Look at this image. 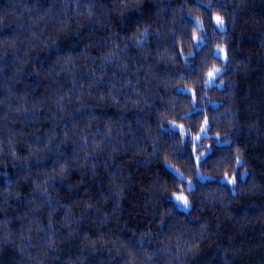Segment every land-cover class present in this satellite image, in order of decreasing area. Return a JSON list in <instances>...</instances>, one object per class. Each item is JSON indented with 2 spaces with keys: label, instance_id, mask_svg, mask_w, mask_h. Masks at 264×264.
<instances>
[{
  "label": "clouds",
  "instance_id": "clouds-1",
  "mask_svg": "<svg viewBox=\"0 0 264 264\" xmlns=\"http://www.w3.org/2000/svg\"><path fill=\"white\" fill-rule=\"evenodd\" d=\"M53 3L60 5L56 11L63 19L59 28L53 29L46 38L45 33L38 30L42 17L37 16L27 28L23 23L18 25L27 33L23 38L0 39V87L7 92V98L0 99V105L5 108L0 112V165L6 168L7 158L17 172L16 180L7 171L0 172V179L3 180V185H0V213L12 208V201L21 202L17 189L20 182L35 179L33 167L45 168L49 165L52 168L51 172L45 169L40 174L44 179L35 184L31 196L23 198L26 204L21 206L27 207V211L21 218V227L16 230L9 227L15 219L13 217L6 216L0 220V256L9 249L15 254L11 264H54L60 259L61 244L78 233V225L88 217L90 209H96L92 215L98 225L106 226L113 217L103 214L100 218V202H85L80 216H75L69 209L59 228L52 222L45 227L40 223L38 214L41 208L47 207L51 221L58 210L67 207L60 195H54L58 193L57 183L69 193L68 199L71 200L78 194L74 189L80 184L98 183L96 177L100 175V168L111 177L108 192L112 193V196L100 193L101 202L113 199L119 210L124 190L132 184V180L123 175L128 171L126 167L118 168L112 161L122 153L134 151L135 156L143 157L136 160L137 166L149 170V165L163 163V171L173 180L168 183L157 176L152 188L153 201H162L169 207L163 212L156 211L154 218L159 217L163 225L164 217L168 222L180 221L177 213H182L192 223L193 213H197L201 222L197 229H192L180 221V236L165 234L162 226L155 235L152 231H144L126 241L117 237L112 242L115 257L123 259L125 264H190L201 250V245L212 239L210 217L205 214V209L214 214L215 206L219 205L225 216L231 217L229 205L242 194L255 195V190L260 187L244 150L237 144L241 131L234 77L243 70V65L237 62L234 52L229 54L226 50L230 40L229 28L237 27L238 16L245 11L249 0H196L192 6L184 0V5L176 9L171 8V0H111V7H103L99 13L96 0H53ZM70 4L76 5L71 12ZM145 4L153 6L155 11L145 9L142 12L141 6ZM229 5H232L231 10ZM259 6L264 10V0H259ZM133 10L137 14L136 20L129 24L127 14ZM53 11L48 9V14ZM247 11L249 16L254 15V9L247 8ZM217 16L222 18L220 23L216 20ZM73 21L76 31L84 22L90 29L97 26L100 33L75 55H72L74 50L59 43L61 36L73 32ZM3 23L4 17L0 16V26ZM117 25L124 35L117 32ZM131 28L134 31H130ZM153 42L154 49L151 47ZM258 43L264 48V39L258 40ZM132 49H135V54ZM93 50L99 54L93 55ZM40 51H50L55 63L52 71L38 74L37 79L43 76L49 83L46 86L48 94L36 101L27 91V86L22 94H17L14 89L17 79L24 75L30 53L38 54ZM137 60L144 65L143 77L140 76L141 69L132 73L137 77L135 82L121 80L116 75V72L128 73L130 62ZM160 65H164L165 70L157 74L155 70ZM8 68L11 75L6 73ZM109 68L113 69L111 76L107 71ZM212 69L216 71L210 78L208 73ZM85 76L91 81L88 91L82 87ZM105 77L110 82L106 93L96 89L97 85L105 82ZM6 78L8 82L4 83ZM141 79L151 83L142 88ZM67 84L72 87L66 88ZM129 86L131 91H128ZM193 87L199 90V97L192 91ZM161 88L165 89L168 99L162 101L166 105L164 110L155 114V126H145L146 122L135 119L133 129L127 113L143 112L150 101L162 100ZM173 89L176 90L175 96L171 95ZM183 96L188 98H179ZM196 105L201 111L211 107L214 115L211 117L212 125H205L203 133L201 122L197 121L199 134L192 136V124L188 121ZM106 107L117 110L119 115L115 120H104L96 115L97 108ZM42 108L48 113L45 119L50 120V128L46 132L37 131ZM177 117L188 124L185 134L191 138L187 145L183 139H174ZM17 123L30 128L31 132L15 131L9 127ZM57 128L61 129L62 135L56 131ZM129 136L131 140L125 144L124 139ZM198 136L211 139L197 140ZM30 139L32 143H29ZM21 144L28 153L25 156L18 151ZM149 144L151 151L143 147ZM70 146L72 151L69 156L65 150ZM193 153L195 162L184 163L183 171H178L171 158L179 154L190 159ZM112 168H116V172ZM197 183L205 187L217 184L221 190L202 199L203 193L197 195ZM178 193L186 198V202L177 199ZM64 229H67V234L61 235ZM161 236L163 239H160ZM185 236L190 238L185 239ZM95 243L85 237V250L95 252ZM83 259L78 258L75 264H82ZM217 262L230 264L227 254L218 255ZM68 264L74 262L69 261Z\"/></svg>",
  "mask_w": 264,
  "mask_h": 264
},
{
  "label": "trees",
  "instance_id": "trees-1",
  "mask_svg": "<svg viewBox=\"0 0 264 264\" xmlns=\"http://www.w3.org/2000/svg\"><path fill=\"white\" fill-rule=\"evenodd\" d=\"M189 6L195 5L196 0H187ZM184 5V0H171V8L176 9ZM60 7L59 4H54L53 0H0V16L4 17V23L0 26V39H11L13 37L23 38L27 33L25 29L19 28L18 25L23 23L25 28L31 23L33 18L37 16L42 17L38 24V30L47 34L53 31V29L59 28L60 21L63 17L58 14L56 10ZM76 7L75 4H70L69 12ZM103 7H111V0H96V10L99 13ZM231 10L232 5H229ZM54 9L51 14H48V9ZM247 8L254 9V15L249 16ZM243 13L238 16V25L236 28H229L230 40L226 46V50L231 53H235L237 62H242L243 70L238 71L234 77L236 81V106L240 112L239 126L241 131V138L237 141L240 148L244 150V155L249 161L250 170L255 172V181L259 184V188L255 190V195L248 193L242 194L237 200L231 203L228 207V212L231 217L225 216L220 210V206L216 205V212L213 214L210 209H205V214L209 215V227L211 228L210 236L212 239L201 245V250L197 255L192 258L190 264H218V255L227 254V259L230 264H264V48L260 46L258 40L264 39V10L259 6V0H249V4ZM25 9H36L37 11H26ZM148 9L152 12L155 11L153 6L145 4L141 6V11ZM129 17V24H132L136 20L137 14L135 10L127 14ZM147 19V16L145 17ZM83 26L79 28V31L75 30V22L73 21V32L69 35L61 36L59 43L68 49H72V55L76 54V51L82 50L84 45L90 41L94 36L100 35L97 26H93L90 29L87 23L82 22ZM116 30L120 33L119 26ZM130 31H134L131 28ZM150 40L153 38L150 37ZM151 47L155 48V43L151 44ZM201 48L204 49V45L201 44ZM206 51V49H204ZM135 54V49H132ZM93 55H98V51L93 50ZM31 58L24 67V75L22 78H18L15 84V91L17 94H22L27 86V91L31 96L35 97L36 101H40L45 97L48 92L46 86L48 81L40 76L37 79L38 74L42 71L47 73L52 71L55 63V57H51L50 51H40L38 54L30 53ZM9 64L12 61H7ZM130 71L128 73L116 72V75L121 79H130L133 82L137 77L132 75L137 69H141L140 76L143 77L144 65L142 61L130 62ZM165 70L164 65H160L155 71L157 74H162ZM109 76L112 75L113 69L109 68ZM6 73L11 75V69H6ZM58 75H64L58 73ZM7 78L4 83H7ZM91 81L85 76L82 79V87L84 91H88V85ZM151 82L145 83L141 79L140 86L148 87ZM72 87L71 84H67L66 88ZM110 88V82L108 77H105L103 84L97 85L96 89L106 91ZM96 89H92L93 92ZM128 91H131L129 86ZM193 92L199 97V90L193 87ZM161 99H157L155 103L151 101L145 107L143 112L131 111L127 113V119L133 123V129H135V119H139L142 122L151 124L153 127L156 124V112L163 111L166 105L162 101H166L168 96L165 95V89H159ZM172 96L176 95V90L173 89ZM212 95V93H210ZM216 95H224L217 93ZM7 92L4 88L0 87V99H6ZM180 99H187V96L179 97ZM123 99V96L121 97ZM194 111L191 119L188 123L192 124V136L198 135L196 130V123L200 121V127L207 125L211 126V117L214 115L211 107H206L204 111L199 109V106H193ZM4 106L0 105V112L4 111ZM96 115L103 117L104 120H115L119 113L115 108H97ZM223 111V109H221ZM107 113V115H105ZM206 113V115H205ZM48 113L42 108L40 110V120L37 124L38 132H46L50 128V120L45 119ZM123 122H121L122 124ZM177 123L183 126V131L180 127L175 126L176 136L174 139H183L187 145V141L191 138L185 134V129L188 124L184 119L177 117ZM15 131L23 130L25 133H30V128H24L22 124L9 125ZM125 132L128 130L125 128ZM56 131L62 135L61 129L57 128ZM143 131V129H142ZM235 131V129H232ZM7 134H5L6 136ZM211 139V137L201 136V140ZM131 137L124 139L125 144H129ZM32 143V140H29ZM148 151H151V145H146ZM187 150V148L185 149ZM18 151L22 156L27 155L26 148L23 144L18 145ZM71 146L65 150L66 154L71 155ZM104 158V157H102ZM143 159V157L135 156L134 151H128L122 153L112 161L118 168L126 167L128 171L123 173L125 176H129L132 180V184L125 188L124 197L120 201L121 207L116 209V205L113 199H108L106 203L101 202L100 193L112 196V193L108 192L109 180L111 177L106 173L103 168L99 169L100 175L96 177L97 184H80L78 188L74 189L77 195H74L71 200L68 199L69 193L63 189L59 183L56 184L58 194L63 199V203L67 206L58 210L51 218L48 216L47 207L41 208L39 221L45 227L50 222L60 227L66 217L65 213L71 210V213L75 216H80L83 211V204L85 202L96 203L101 211L100 218H103V214H107L110 219L106 226L100 227L96 221V217L92 215L96 209H90L88 217L78 225V233L74 234L71 239L64 241L61 244L60 259L56 260L54 264H68L69 261L77 262L78 258L84 257L82 264H125L124 260L115 257V252L112 249V242L117 239L128 240L129 237L134 234H139L144 231H152L155 235L160 227H164L165 234L174 233L176 236L182 235L178 230L181 227L180 221L184 222V225L192 229H197L201 222L200 214L193 213L192 223H189L188 218L182 213H177L180 217V221L172 220L167 221V217H164L165 224H160V218L155 217L156 211H166L169 207L163 204L162 201L154 202L152 196V188L154 186L157 176L162 181L172 183V177L163 171V163L156 164L155 166L149 165V170H145L143 167L137 166L136 160ZM173 164H175L178 171H183L182 165L184 163L195 162L194 153L191 154V158L181 157L179 154L173 156ZM7 167L0 165V172L7 171L13 180L17 179V172L14 170L13 165L5 158ZM52 171L49 165H45V168L33 167V173L35 179H30L28 182H20L18 191L21 196V202L16 203L12 201L13 207L7 212L0 213V220H3L6 216L13 217V222L9 227L13 230L19 229L24 217V213L27 211V207L22 208V204H26L24 197L32 195V188L38 181L44 179L40 174L45 171ZM113 172H116V168H112ZM237 177L239 173L237 172ZM75 176V174H74ZM251 179L249 183H251ZM0 185H3V180L0 179ZM197 188L200 193H203L204 197L211 196L213 193H218L221 190V186L217 184H211L207 187L197 183ZM226 191V190H225ZM198 203V202H197ZM246 213V214H245ZM71 218V217H69ZM218 226V227H217ZM67 229L61 232V235H66ZM85 237L95 243V252L85 250ZM185 239L190 237L185 236ZM163 239V236L160 237ZM100 241H103L102 243ZM157 245H153L156 247ZM15 258V254L11 250L6 249L5 253L0 256V264H11L12 259Z\"/></svg>",
  "mask_w": 264,
  "mask_h": 264
},
{
  "label": "snow or ice",
  "instance_id": "snow-or-ice-1",
  "mask_svg": "<svg viewBox=\"0 0 264 264\" xmlns=\"http://www.w3.org/2000/svg\"><path fill=\"white\" fill-rule=\"evenodd\" d=\"M216 20H217L218 23H220L222 21V18L217 16ZM215 71H216L215 69H212V70L209 71L208 75H209L210 78L214 75ZM205 125H207V121H205ZM178 127H180L181 130L183 131V126L182 125H179ZM203 131H204V129L202 128L201 132L203 133ZM196 139L199 140V139H201V137L198 136V137H196ZM177 199L178 200H183V201L186 202V198L183 195L177 196Z\"/></svg>",
  "mask_w": 264,
  "mask_h": 264
},
{
  "label": "rangeland",
  "instance_id": "rangeland-1",
  "mask_svg": "<svg viewBox=\"0 0 264 264\" xmlns=\"http://www.w3.org/2000/svg\"><path fill=\"white\" fill-rule=\"evenodd\" d=\"M180 124L177 123L176 127H178ZM177 195H180L179 193Z\"/></svg>",
  "mask_w": 264,
  "mask_h": 264
}]
</instances>
